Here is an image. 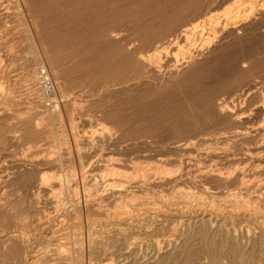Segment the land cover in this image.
I'll return each mask as SVG.
<instances>
[{
  "label": "rangeland",
  "instance_id": "1",
  "mask_svg": "<svg viewBox=\"0 0 264 264\" xmlns=\"http://www.w3.org/2000/svg\"><path fill=\"white\" fill-rule=\"evenodd\" d=\"M9 1L0 12V264H210L205 238L215 264H264V101L258 90L238 94L264 76H241L264 60V28L225 36L245 0H199L219 23L214 47L180 75L172 69L185 40L160 62L145 55L167 47L187 14L133 48L186 0H25L30 11ZM39 67L58 106L44 103ZM213 168L220 181L201 179ZM69 204L77 216H66Z\"/></svg>",
  "mask_w": 264,
  "mask_h": 264
},
{
  "label": "bare ground",
  "instance_id": "2",
  "mask_svg": "<svg viewBox=\"0 0 264 264\" xmlns=\"http://www.w3.org/2000/svg\"><path fill=\"white\" fill-rule=\"evenodd\" d=\"M6 0H0V12L1 11H4V9H6L5 8V5H4V3H6L5 2ZM11 1V0H10ZM9 1V2H10ZM16 1V0H15ZM23 1V0H22ZM178 1V0H177ZM217 1H219V0H216V2ZM242 1V0H241ZM8 2V1H7ZM17 2V7H18V1H16ZM20 2V1H19ZM176 2V1H175ZM203 2V1H202ZM11 3V2H10ZM9 3V4H10ZM28 3V2H27ZM224 3V2H223ZM240 3V2H239ZM20 4H21V2H20ZM20 4H19V7H20V11L22 10V8H24V6H25V10L26 11H30V9L27 7V5H26V1L24 0V4L22 3V5L20 6ZM30 4V3H29ZM159 4V3H158ZM157 4V5H158ZM199 4V0H186V2L183 4L184 6H183V10L182 11H179V12H173V13H171V14H169V15H167L168 16V18L165 20V22H164V25H162V31L161 32H159V33H157V34H155V30H156V28L157 27H154V26H152L151 28H148V29H150L151 31L150 32H147V35H138L137 34V38H136V40L138 39V42H139V45L137 46V47H135V48H133V52H137V53H141L140 52V50L143 48V46H146L147 45V47H150L151 46V43H150V41L149 40H151V38L150 37H152V36H154V35H161V34H163V33H165L166 31H168V30H170V29H172V27H174L175 25H176V23H178L177 21L179 20L180 21V19L181 18H183V16L184 15H186L187 14V17H186V20H185V22H184V24H182V28L180 29V31L177 33V34H173L172 36H173V38L171 37L170 38V43H168V46L167 47H163V48H160V47H154L153 49V52L150 54V55H145V56H147V60L148 61H157L158 60V56L161 54V53H163V56H165V57H167L170 53H171V43L174 41V43H177L179 40L181 41V40H185L186 41V45H184L183 46V48H179V49H181V50H179L178 51V49H177V52H176V50H175V52L178 54V55H180V57H181V59L180 60H177V62L178 61H181V63H180V68H178V64L176 63V65L174 66V64L175 63H173V66H174V68L172 69L173 70V73L174 74H178V75H180V72L181 71H183L181 68L183 67V66H186L187 68L188 67H190V69H191V73L193 72L192 70H194L196 67H198L200 64H201V62L199 61L200 59H198L199 57H200V55H201V52L203 51V50H205V51H207V50H210L212 47H214V41L212 40L213 39V37H215V35L213 36V34L214 33H216L217 32V30H218V22H214V20H212V17H210V16H208V17H206V14L205 13H201V12H199V10H197V8H198V5ZM202 4V3H201ZM200 4V5H201ZM209 4V3H208ZM212 4V3H211ZM221 4V3H220ZM241 4V7L239 8V9H236L235 11V13H234V15L231 17V21L233 22V24H235V25H233V27H231L226 33V37L227 36H235L236 34H237V31L238 30H244V29H246V28H249L250 27V25H252V26H255V28L254 29H259L260 27H263L264 28V0H245L244 2H242V3H240ZM239 4V5H240ZM7 5V4H6ZM16 5V4H15ZM233 6V5H232ZM7 7V6H6ZM167 7V6H166ZM158 8V7H157ZM178 8V7H177ZM235 8H237V6L235 7ZM40 9V8H39ZM166 9V8H165ZM192 9H195V10H193L192 11ZM172 10V9H171ZM7 11V10H6ZM5 11V12H6ZM34 11V10H33ZM32 11V12H33ZM37 11V10H36ZM156 11V10H155ZM157 11H159L158 9H157ZM229 12V11H228ZM170 13V12H169ZM3 14V13H2ZM35 14V13H34ZM134 14L135 15H138L139 14V12H137V11H134ZM208 15V14H207ZM210 15V14H209ZM164 19V18H163ZM243 20V21H242ZM182 21V20H181ZM244 22H247V23H244ZM159 23V22H158ZM183 23V22H182ZM33 24L34 25H39L38 24V20H37V18H34V20H33ZM104 24V23H103ZM120 24V23H119ZM141 24V23H140ZM162 24V23H161ZM209 25V31H208V29H207V31L205 32L204 31V29H205V25ZM157 25V24H156ZM33 26V25H32ZM208 26H206V28H207ZM108 28V27H107ZM234 28V29H233ZM175 29H177V28H175ZM232 29V30H231ZM97 30H99V29H97ZM94 31V33H95V30H93ZM100 31V30H99ZM102 31V30H101ZM104 31V30H103ZM107 31V30H106ZM119 31V30H118ZM261 31V30H260ZM105 32V31H104ZM112 32V31H111ZM224 33H225V31H224ZM223 33V34H224ZM244 34H246V33H244ZM252 34V33H251ZM220 36V35H219ZM132 37V36H131ZM243 37V36H242ZM36 38V37H35ZM222 38V37H221ZM244 38V37H243ZM232 39V38H231ZM219 40V39H218ZM238 40V39H237ZM36 41H38V40H36ZM220 41V40H219ZM263 41V40H262ZM184 42V41H183ZM216 42V41H215ZM225 42V41H224ZM223 42V43H224ZM243 42V41H242ZM148 43V44H147ZM233 43H235V42H233ZM237 43V42H236ZM264 43V42H263ZM40 44V43H39ZM118 44V43H117ZM182 43H180V45H181ZM184 44H185V42H184ZM250 44H251V42H250ZM110 45V44H109ZM173 45V44H172ZM35 46V45H34ZM116 46V45H115ZM175 46H178V44L177 45H175ZM225 46H226V44H225ZM111 46H109V48H110ZM217 47V46H216ZM224 47V46H223ZM227 48V47H226ZM160 49V50H159ZM220 49V48H219ZM231 49V48H230ZM252 49V48H251ZM163 50V51H162ZM221 51V50H220ZM132 52V51H131ZM218 52V51H217ZM174 53V51L172 52V54ZM120 54V53H119ZM216 54V53H215ZM120 55H122V54H120ZM133 55V54H132ZM178 55H177V58H178ZM161 56V55H160ZM261 56V55H260ZM176 57V56H175ZM244 57V56H243ZM202 58V57H201ZM250 58V57H249ZM259 58V57H258ZM257 58V59H258ZM263 58V57H262ZM160 59V58H159ZM174 59V58H173ZM236 59V58H235ZM242 59V58H241ZM245 59V58H244ZM259 59H261V58H259ZM163 60H165V59H163ZM128 61H130L129 59H128ZM127 61V62H128ZM159 61V60H158ZM257 61V60H256ZM256 61L254 62V63H256ZM126 62V61H125ZM125 62H123V63H125ZM131 62H133V61H131ZM160 62V61H159ZM163 62V61H162ZM174 62V61H173ZM235 62V61H234ZM243 62V61H242ZM247 63H248V61H247ZM249 63H252L251 65H249V66H247L246 67V69L242 72V74H241V76L243 77V76H246V75H249V74H252V72L254 71V69H256L257 71H260V70H262L263 72H264V60H260V62L256 65V67H254V63L253 62H249ZM156 64V63H155ZM155 64H153V65H155ZM172 64V63H171ZM157 65V64H156ZM202 65V64H201ZM244 65V63L241 65V66H243ZM145 67V66H144ZM167 67V66H166ZM238 67V66H237ZM130 70V69H129ZM134 70V69H133ZM239 70H241V69H239ZM238 70V71H239ZM185 71V70H184ZM236 72V71H235ZM144 73V72H143ZM239 73V72H238ZM51 74V73H50ZM186 74V73H185ZM193 74V73H192ZM208 74V73H207ZM52 75V74H51ZM235 76H237V74H234ZM50 76V75H49ZM130 76V75H129ZM239 76V75H238ZM252 76V75H251ZM36 83H37V88L39 89V91H40V94L43 96V98L44 99H46V100H51V103H54V105L55 106H58V102H57V100H56V98H55V95L54 96H52V98H49L48 96H46L45 95V93L43 92V90H42V88H41V86H40V84H39V81H38V77H37V73H36ZM179 77H181V76H179ZM190 77V76H189ZM234 77V76H233ZM33 78V77H32ZM31 78V79H32ZM51 78V77H50ZM187 78V77H186ZM257 78V77H256ZM255 78V79H256ZM193 79V78H192ZM229 79H231V78H229ZM252 79H253V77H252ZM52 80V79H51ZM66 80V79H65ZM225 80V79H224ZM236 79H234V81H235ZM138 81H140V77L138 78ZM181 81V80H180ZM227 81H229V80H227ZM253 81V80H252ZM259 81V80H258ZM255 82V83H252L251 81V83H249V82H247V84H246V82H245V86H244V88H242L241 89V91H240V93L238 92V94H239V96L240 97H243V98H245V97H248L251 93H254V92H256V94H257V90L260 92V94H261V96H263V99H264V76H263V78L259 81V82ZM101 82L103 83V86H107V87H111V86H113L114 85V83L112 82V81H110V80H108V79H102L101 80ZM124 82H127V81H124ZM123 82V83H124ZM159 82V81H158ZM53 83V82H52ZM109 83V84H108ZM141 83V82H140ZM157 83V82H156ZM227 83V82H226ZM226 83H224V84H222V86H226L227 84ZM54 85V84H53ZM241 85H242V83H241ZM138 86V85H137ZM231 86V85H230ZM54 87H55V85H54ZM178 87H180V86H178ZM221 87V86H220ZM221 89V88H220ZM240 89V88H239ZM254 89V90H253ZM54 90H55V88H54ZM56 92L57 91H55V94H56ZM140 95V94H139ZM42 96H41V98H42ZM238 96V97H239ZM260 96V97H261ZM164 97H165V95H164ZM201 98V97H200ZM233 98V97H232ZM133 99H135L134 97H133ZM262 99V101H264ZM238 100V99H237ZM241 100V99H240ZM190 102H192V100L190 101ZM211 102V101H210ZM45 103V102H44ZM193 103V102H192ZM197 103V102H196ZM233 105V104H232ZM51 107V106H50ZM49 107V108H50ZM218 111L219 112H221V113H224V112H227L228 111V105H227V102H225V101H223L222 103H220L218 106ZM47 109H48V107H46ZM235 108V107H234ZM235 111V110H234ZM247 112V111H246ZM250 112V111H249ZM190 114V113H189ZM221 115V114H220ZM184 117V116H183ZM190 117V116H189ZM217 117V116H216ZM216 117H214V118H216ZM220 116H218V118H219ZM223 117V116H222ZM221 117V118H222ZM236 117V116H235ZM257 117H258V115H257ZM237 118V117H236ZM234 119V118H233ZM182 120V119H181ZM216 120V119H215ZM41 121V120H40ZM39 121V122H40ZM152 121V120H151ZM163 121V120H162ZM180 121V120H179ZM178 121V122H179ZM207 121V120H206ZM211 121V120H210ZM251 121V120H250ZM38 122V121H37ZM38 122V123H39ZM158 122V121H157ZM156 122V123H157ZM175 122V121H174ZM189 122V121H188ZM219 124H220V122L219 121H217ZM41 123H43V121L41 122ZM45 123V122H44ZM166 123V122H165ZM182 123V122H181ZM184 123V122H183ZM182 123V124H183ZM216 123V122H215ZM259 123V122H258ZM263 123V122H262ZM36 124V123H35ZM147 124V123H146ZM160 124V123H159ZM167 124V123H166ZM197 124V123H196ZM210 124V123H209ZM175 125V124H174ZM173 125V126H174ZM178 125V124H177ZM39 126V125H38ZM38 126H37V128H38ZM162 126V125H161ZM165 126V125H164ZM163 126V127H164ZM169 126V125H168ZM252 126V125H251ZM264 126V125H263ZM74 127V126H73ZM146 127V126H145ZM148 127V126H147ZM152 127V126H151ZM170 127V126H169ZM183 127H186V129H188V130H192L193 128H197V126H195L194 127V125H193V128L190 126V124L189 123H185L184 124V126ZM258 127V126H257ZM75 128V127H74ZM90 128V127H89ZM144 128V127H143ZM160 128V127H159ZM178 130H180L181 128H182V125L180 124V126H178V127H176ZM208 128V127H207ZM226 128V127H225ZM252 128V127H251ZM260 128H261V125H260ZM264 128V127H263ZM141 129V128H140ZM166 129V128H165ZM183 129V128H182ZM204 129H206V128H204ZM78 130V129H77ZM142 130V129H141ZM220 130V129H219ZM224 130H226V129H224ZM261 130V129H260ZM263 130V129H262ZM93 131V130H92ZM91 131V132H92ZM140 131V130H139ZM160 131V130H159ZM161 131H162V129H161ZM166 131H167V129H166ZM165 131V132H166ZM187 131V130H186ZM197 131V130H196ZM210 131V130H209ZM90 132V131H89ZM143 132H144V130H143ZM153 132V131H152ZM151 132V133H152ZM155 132V131H154ZM195 132V131H194ZM206 132H207V130H206ZM215 132V131H214ZM219 132V131H218ZM224 133H225V131H223ZM227 132V131H226ZM229 132V131H228ZM261 132V131H260ZM259 132V133H260ZM76 133V132H75ZM135 133V132H134ZM157 133H159V132H157ZM169 133H171V132H169ZM199 133V132H198ZM221 133V132H220ZM237 133H239V132H237ZM148 133H146V135H147ZM154 134V133H153ZM152 134V135H153ZM162 134V133H161ZM192 134V133H191ZM210 134V133H209ZM218 134V133H217ZM245 133H239V134H236V133H234V136H243ZM255 134H257V133H255ZM53 135V134H52ZM77 135V134H76ZM144 135V134H143ZM145 135V136H146ZM151 135V136H152ZM156 134H154V136H155ZM163 135V134H162ZM161 135V136H162ZM165 135H166V133H165ZM169 135V134H168ZM180 135V134H179ZM193 135V134H192ZM207 135H208V133H207ZM206 135V136H207ZM212 135V134H211ZM210 135V136H211ZM140 136V135H139ZM157 136V135H156ZM169 136H171V135H169ZM169 136H167V138L169 137ZM205 136V137H206ZM89 137V136H88ZM103 137V136H102ZM245 137H247V136H245ZM148 138V137H147ZM161 138V137H160ZM188 138V137H187ZM187 138H186V140H187ZM193 138H196V137H193ZM162 139V138H161ZM165 139V138H164ZM170 139V138H169ZM168 139V140H169ZM190 139V138H189ZM55 141V140H54ZM85 141V140H84ZM162 141H163V139H162ZM192 144V143H191ZM114 145V144H113ZM188 145V144H187ZM187 145H185L184 147H187ZM188 148V147H187ZM259 153V152H258ZM190 156V155H189ZM198 156V155H197ZM201 156V155H200ZM259 159V158H258ZM209 163V162H208ZM206 164V163H205ZM260 164V163H259ZM256 165V164H255ZM206 166V165H205ZM263 166V165H262ZM141 170V169H140ZM142 170H143V168H142ZM145 170V169H144ZM112 171V170H111ZM201 171V170H200ZM140 172V171H139ZM143 172V171H142ZM161 172V171H160ZM168 172V171H167ZM21 173V172H20ZM33 173V172H32ZM83 173V172H82ZM114 173H117V172H114ZM158 173V172H157ZM219 173H221L220 171H219ZM219 173H218V170L217 169H211V170H204V171H202V172H199V174H200V177H201V179L202 178H206V177H218V181H220V179L222 178L221 177V175L219 176ZM17 174V173H16ZM86 174V173H85ZM88 174V173H87ZM113 174V173H112ZM165 174V173H164ZM223 174V173H222ZM253 174V173H252ZM39 175V174H38ZM118 175V174H117ZM47 176V175H46ZM66 176V175H65ZM72 176V175H71ZM101 177V176H100ZM225 177V176H224ZM223 177V178H224ZM17 178V177H16ZM43 178V177H42ZM47 178V177H46ZM51 178V177H50ZM84 178V177H83ZM96 178V177H95ZM210 178V179H211ZM220 178V179H219ZM49 179V178H48ZM66 179V178H65ZM207 179V178H206ZM205 179V180H206ZM209 179V180H210ZM213 179H215V178H213ZM15 180V179H14ZM68 180V179H67ZM212 180V179H211ZM223 180V179H222ZM13 181V180H12ZM36 181V180H35ZM34 181V182H35ZM49 181H50V179H49ZM200 181V180H199ZM203 181V180H202ZM41 182V181H40ZM72 182V181H71ZM77 182V181H76ZM206 182V181H205ZM45 183V182H44ZM24 184V183H23ZM60 185V184H59ZM70 185V184H69ZM33 186H35V185H33ZM61 186V185H60ZM156 186V185H155ZM68 187V186H67ZM77 187V186H76ZM117 187V186H116ZM69 188V187H68ZM109 188V187H108ZM121 188V187H120ZM206 188V187H205ZM20 189V188H19ZM89 191V190H88ZM30 193V192H29ZM28 193V194H29ZM63 193V192H62ZM71 193V192H70ZM118 193H120L121 194V192H118ZM74 194V193H73ZM70 195V194H69ZM185 196V195H184ZM74 197V196H73ZM72 197V198H73ZM122 197V196H121ZM124 197V196H123ZM67 198H68V195H67ZM93 199H94V196L92 197ZM101 198V197H100ZM125 198V197H124ZM87 199V198H86ZM91 199V198H90ZM92 199V200H93ZM91 200V201H92ZM69 201H71V200H69ZM87 201V200H86ZM118 201V200H117ZM125 201H127V200H125ZM165 201V200H164ZM169 201V200H168ZM241 201V200H240ZM72 202V201H71ZM231 202V201H230ZM235 202H236V199H235ZM242 202H244V201H242ZM76 203V202H75ZM79 203V202H78ZM166 204V203H165ZM171 204V203H170ZM242 204V203H241ZM69 205H72V204H69ZM77 205V204H76ZM167 205V204H166ZM244 206H245V204H244ZM64 207V206H63ZM67 208V207H66ZM165 208V207H164ZM167 208V207H166ZM236 208H237V206H236ZM246 208V207H245ZM58 209V208H57ZM239 209V208H238ZM62 210V209H61ZM65 210H67V209H65ZM94 210V209H93ZM96 210V209H95ZM159 210V209H158ZM170 210V209H169ZM243 210V209H242ZM59 211V210H58ZM80 210H79V208H78V206H69V208H68V210L66 211V213L65 214H67L66 216H68V214L71 216V215H73V216H75L78 212H79ZM118 211V210H117ZM153 211V210H152ZM227 211V210H226ZM232 211V210H231ZM239 211V210H238ZM120 212V211H119ZM126 212V211H125ZM163 212V211H162ZM170 212V211H169ZM229 212V211H228ZM245 212V211H244ZM243 212V213H244ZM250 212V211H249ZM80 213V212H79ZM181 213V212H180ZM232 213V212H231ZM257 213V212H256ZM113 214V213H112ZM237 214V213H236ZM113 215H115V214H113ZM121 215V214H120ZM126 215V214H125ZM131 215V214H130ZM166 215V214H165ZM77 216V215H76ZM134 216V215H133ZM177 216V215H176ZM212 217V216H211ZM75 218V217H74ZM219 218V217H218ZM64 219V218H63ZM94 220V219H93ZM221 220V219H220ZM87 221V220H86ZM93 223V222H92ZM223 224H224V222H222ZM220 224L221 226L223 225V224ZM233 223V222H232ZM74 224V223H73ZM81 224V223H80ZM79 224V225H80ZM225 225H226V223H225ZM60 227V226H59ZM68 227V226H67ZM224 228H225V226H224ZM13 234V233H12ZM3 236V235H2ZM22 243V242H21ZM69 243V242H68ZM204 243H205V246H206V250H207V254H209L210 255V258H209V263L210 264H215V262H216V258L214 257V255L212 254V252H213V250H215V249H212L213 247H212V243H211V241H209L207 238H205V240H204ZM9 245V244H8ZM23 245H25V244H23ZM72 246V245H71ZM26 248V247H25ZM60 248V247H59ZM72 250V249H71ZM7 251V250H6ZM26 251V250H25ZM51 252V251H50ZM58 252V251H57ZM61 253V252H60ZM64 253V252H63ZM10 254V253H9ZM60 255V254H59ZM212 255V256H211ZM235 263H238V264H244V262H243V260L242 259H238ZM36 264V263H35Z\"/></svg>",
  "mask_w": 264,
  "mask_h": 264
},
{
  "label": "built area",
  "instance_id": "3",
  "mask_svg": "<svg viewBox=\"0 0 264 264\" xmlns=\"http://www.w3.org/2000/svg\"><path fill=\"white\" fill-rule=\"evenodd\" d=\"M37 77L39 84L45 95L48 96L49 98H52V96L55 95L54 85L45 67H39L37 69ZM45 103H46L45 105L48 107L52 105L51 100L49 99L46 100Z\"/></svg>",
  "mask_w": 264,
  "mask_h": 264
}]
</instances>
